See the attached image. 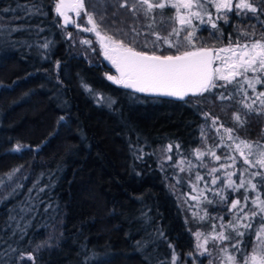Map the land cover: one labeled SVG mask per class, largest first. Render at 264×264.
<instances>
[{
    "label": "trees",
    "instance_id": "trees-1",
    "mask_svg": "<svg viewBox=\"0 0 264 264\" xmlns=\"http://www.w3.org/2000/svg\"><path fill=\"white\" fill-rule=\"evenodd\" d=\"M58 2L0 0V9H11L0 12V264H167L173 249L178 253L176 264H191L188 253L196 251V233L209 235L212 224L220 223L213 216L226 218L231 213L215 202H199L198 210L191 206L184 191L186 183H196L197 172L183 174L184 181L175 177V145L188 153L212 149L224 159V135L211 120L243 140L264 142V113H249L242 102L251 103L253 93L249 89L245 98L234 84L177 102L141 97L112 84L101 70L100 47L81 43L83 32L64 26L55 10ZM84 3L109 35L123 37L143 26L111 0ZM161 12L156 30L163 29L165 35L179 27L173 9L157 10ZM236 20L231 15L228 23L217 22L223 30L219 41L209 34L214 31L210 28L198 33L200 40L220 48L227 45L229 33L236 38V29L255 31L252 39H261L264 27L259 22L253 28L251 21ZM46 39L52 41L47 49L42 47ZM90 90L97 93L95 98ZM260 90L264 85H257ZM99 95L115 103L103 104ZM237 112L242 125L235 120ZM62 115L65 119L59 122ZM17 144L43 148L39 154H11ZM245 194L255 196L240 189L242 203ZM233 240L223 245L209 240L207 248L229 247ZM11 248L34 259L20 261ZM202 258L203 264L210 259ZM213 264L220 262L214 259Z\"/></svg>",
    "mask_w": 264,
    "mask_h": 264
},
{
    "label": "snow or ice",
    "instance_id": "snow-or-ice-1",
    "mask_svg": "<svg viewBox=\"0 0 264 264\" xmlns=\"http://www.w3.org/2000/svg\"><path fill=\"white\" fill-rule=\"evenodd\" d=\"M111 2L117 9L127 8L135 18L137 25L143 22V26L133 27L125 32L123 37H119L109 35L107 31H101V24L94 19L92 13L86 11L84 0H72V2L59 0L55 10L57 15L63 18L65 27L70 22L69 11L74 12L76 17L84 13L90 27H83L80 30L91 32L98 38L97 42L101 46L104 60L118 74H109L111 69L105 72V78L112 84L134 93L182 101L189 95H203L214 88H226L227 85L234 84L237 85L236 91L243 93L245 98H249V89L253 93L255 98L251 99V103L242 102V106L248 109L249 113H264V90L257 91V85L264 84V32L260 33L261 39H252L256 35L255 31L249 33L247 30L236 29V38L233 39L232 33H229L227 45L220 48L208 47L198 35L210 28L214 31H210L209 34L214 40L219 41L223 36V30L217 22L223 20L224 23H228L231 15L237 18V24L248 20L253 22V28L256 22L264 27V19H262L264 0H111ZM165 8L174 10L173 18L179 27L173 26L170 32L162 35L163 29L156 30V16L163 15L162 12L157 13V10ZM9 11H11L9 8L0 9V12ZM35 11L40 12V9L37 8ZM248 13L253 15L248 16ZM115 14L114 11L113 15ZM100 19L103 20V15ZM57 26L61 25L57 24ZM217 33L220 35L217 36ZM68 36L71 38V33H68ZM140 37L143 39L141 40ZM51 43V40L46 39L42 47L47 49ZM81 43L90 46L92 42L82 40ZM28 47L32 45L29 44ZM165 47L171 51L166 52ZM57 67H59V62H57ZM104 67L107 66L104 65ZM217 81L224 83L217 84ZM81 83L83 84V81ZM244 85H247V88ZM90 95L95 98L97 93L90 90ZM217 95L221 99L225 98L223 93ZM229 95L231 96V93ZM133 99L138 100L140 97L133 96ZM108 103L114 104L115 101L109 99ZM254 105L258 107H253ZM207 115L204 113L205 117ZM64 119L62 115L59 122H63ZM235 120L238 124H243L239 112L235 114ZM216 124L217 120L213 119L212 126L215 127ZM232 131L230 128L225 129L227 139L231 143H223L224 137H221L220 146L226 149L227 163L219 164V167L205 163L206 155L216 162L221 160V156L212 149H208L207 152L196 150V158L201 161L200 167L207 169V175L211 179L205 181L204 175L197 172L196 183L192 185L193 191L198 193L196 197H192L193 199H203L209 204L215 202L226 206L227 211L231 213V218L225 222L223 215L213 216V220L219 219L221 223L219 225L213 223L209 235L198 231L196 251L189 252L188 255L189 257H211L213 253L206 247L209 240L223 245L225 241L233 240L229 233L231 230L240 239H234L231 243L230 247L234 251H229L227 245L219 248L216 259L220 264H264V198L261 196L264 192V142L253 143L234 137ZM201 134L204 135L203 125ZM175 147L179 150L180 146L177 144ZM42 148L43 144L35 147L17 144L11 150V154H22L25 151L39 154ZM171 150L172 145L169 144L168 151L171 152ZM139 151L142 152L143 149ZM233 152L239 153V159H242L239 169L237 168L238 157L233 155ZM137 158L142 157L137 156ZM168 159L171 157L169 156ZM183 163L184 161L181 160L180 164ZM188 165L189 168L193 166L190 160ZM245 165L247 167H244ZM221 169L232 170L216 175ZM180 170L184 171V168L181 167ZM13 171H19V169ZM238 171L239 180L237 182L233 177L237 176ZM201 181H204V188L198 187ZM218 183L219 187H216ZM17 187H22V185H17ZM240 189H244L245 193L252 191L255 196L250 198L245 194L243 203L240 198H229V192H239ZM29 191L31 192L32 189ZM40 191H43V188ZM205 191L211 192L213 199L205 196ZM217 197L218 200H215L214 198ZM249 201L251 206H249ZM26 207L32 211L35 210L32 205H26ZM206 215L207 211L204 210V216ZM203 218V216L200 217V219ZM9 219L13 217L10 216ZM217 227L219 231H216ZM246 235L252 239L246 242L243 239ZM158 236L163 237V232H158ZM169 247L171 248L172 245L169 244ZM11 251L16 253L15 258L20 261L25 258L34 259L30 253L25 254L16 248H11ZM238 256L239 259H237ZM177 259L178 253L173 249L171 261L167 264H176ZM102 264H108V262L103 261ZM160 264H166V262L161 261ZM192 264H198V260L193 259ZM208 264H213V260L209 259Z\"/></svg>",
    "mask_w": 264,
    "mask_h": 264
},
{
    "label": "rangeland",
    "instance_id": "rangeland-1",
    "mask_svg": "<svg viewBox=\"0 0 264 264\" xmlns=\"http://www.w3.org/2000/svg\"><path fill=\"white\" fill-rule=\"evenodd\" d=\"M68 2H72V0H68ZM68 16H69L70 22L67 25L70 26V27H73V28L75 27V29H76V27H77L76 26V18L77 17L75 16V13L69 11L68 12ZM78 20H80V24H79L80 27H90V25L87 24V17L84 15L83 12L78 17ZM82 40H90L92 42L91 45H90L92 48H95L94 47L95 45H98L100 47L99 43L97 42L98 39L95 40L93 38H87L86 35H84V37L81 39V41ZM100 50H101V47H100ZM101 55H102V52H101ZM101 61H102L101 62L102 66L106 65L105 63H103L105 61L103 55L101 57ZM109 74H111V73H109ZM113 75H115V74H113ZM249 75H251V73H249ZM262 85H264V84H262ZM99 96H101V98L99 100L101 103H103V104L106 103V104L110 105L108 103V100L109 99H106V97H104L102 95H99ZM216 126H217L216 128L219 129V132L220 131L222 132L221 135H224V138H225L226 143H231V141H228V139H227V134L225 132V129L226 128L223 125L221 127V125H219V124L218 125L216 124ZM233 136L236 137L235 135H233ZM196 150L197 149H193V150H191L188 153V152H186L182 148H179V150H177V148L174 149V154L172 156L174 157V160H175L173 166H175L176 169H174L173 171L176 173V176L175 177L177 179H179L181 181H184L185 179H184V175L183 174H185V173L186 174H190V172L193 171V172H200L202 175H204V180L205 181H210L211 177H209L207 175V169L200 167L201 161L197 160V158H196ZM232 154L233 155H236L238 157V160H237V168L239 169L240 166L238 164L242 163V159H239V153L233 152ZM181 160L184 161L183 164H180V161ZM189 160L191 161V163L193 165L191 168H189V165H188V161ZM212 161L213 160L210 157L208 159L206 157H204V162L205 163H210ZM214 162H216V161H214ZM227 162L228 161L226 160V157H224V159L221 158V160L219 162H216V164L214 163L215 164L214 166L219 167V164H224V163H227ZM181 167L184 168V171H181L180 170ZM231 170L232 169H227V170L221 169V171L218 172V173H216V175H222L224 173V171H231ZM233 179L237 180V182H238V180H239V171L237 172V176L233 177ZM204 186H205L204 181H201L199 183V185H198L199 188H204ZM186 187L187 188H185V191H184L185 193L184 194L187 197V201L191 204L192 207L195 206L196 207L195 209H197L199 202H202L203 201V203H204V200L203 199H193L192 197H196L198 195V193L196 191H193V187L191 186V184L186 183ZM216 187H219V183L216 185ZM206 193H208L206 196H208L210 199H213L211 192L205 191L204 194H206ZM238 197H239V192H235V193L229 192V198L230 199H235V198H238ZM230 218H231V214H228L226 216V218H224V221L227 222ZM219 222H220V220H219ZM229 233L232 235V237H234V235H235L234 232H231V230H229ZM229 233H226V234H229ZM243 239L247 242V241L251 240L252 237H249V236L246 235ZM200 242L202 243L203 241L201 240ZM210 242L216 243V242H213L212 240H210ZM196 244H197V237H196ZM196 244H195V247H196ZM206 247H207V245H206ZM230 248L231 247L229 246V249ZM218 251H219L218 249L217 250H213L212 249L213 255L211 257H209V258L214 261V259H216V257L218 256ZM189 258L191 259V264H192V260L193 259H197L198 260V264H203V260H202L203 258L202 257H199V259L196 258V257L195 258L194 257H189ZM237 259H239V256L237 257ZM206 263L208 264V260L205 261V264Z\"/></svg>",
    "mask_w": 264,
    "mask_h": 264
},
{
    "label": "flooded vegetation",
    "instance_id": "flooded-vegetation-1",
    "mask_svg": "<svg viewBox=\"0 0 264 264\" xmlns=\"http://www.w3.org/2000/svg\"><path fill=\"white\" fill-rule=\"evenodd\" d=\"M79 24H80V20H78V17H77V18H76V26L79 25ZM80 28H83V27H80V26H79V27H76V29H77L78 31H81ZM81 32H83V34L86 35L87 38H93V39H95V40L97 39V38H95V36H94L93 33H91V32H86V31H81ZM99 45H100V44H99ZM100 47H101V46H100ZM104 62L107 63V64H106L107 67L102 66V69H101L102 72L105 74V72L108 71V69H111L110 73L116 75V73H115V69L112 68L111 65H110L106 60H105ZM99 67H100V66H99ZM99 67H98V68H99Z\"/></svg>",
    "mask_w": 264,
    "mask_h": 264
},
{
    "label": "water",
    "instance_id": "water-1",
    "mask_svg": "<svg viewBox=\"0 0 264 264\" xmlns=\"http://www.w3.org/2000/svg\"><path fill=\"white\" fill-rule=\"evenodd\" d=\"M94 35V34H93ZM95 36V35H94ZM95 38H97L96 36H95ZM98 39V38H97ZM116 73V72H115ZM116 75H118L117 73H116ZM128 90V89H127ZM130 92H131V90H129ZM131 93H134V92H131ZM135 95H138V96H141V97H146V98H150V99H155V98H158V99H162V100H170V101H175V102H177V101H180V100H177V99H174V98H167V97H155V96H151V95H146V94H143V93H134ZM190 97H199V95L198 96H192V95H189L188 97H186L185 98V100H187L188 98H190Z\"/></svg>",
    "mask_w": 264,
    "mask_h": 264
}]
</instances>
